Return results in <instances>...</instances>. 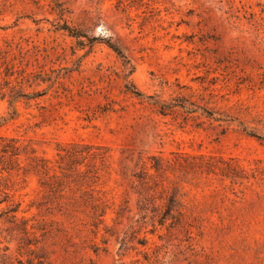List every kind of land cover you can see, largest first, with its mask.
Masks as SVG:
<instances>
[{
  "label": "rangeland",
  "instance_id": "rangeland-1",
  "mask_svg": "<svg viewBox=\"0 0 264 264\" xmlns=\"http://www.w3.org/2000/svg\"><path fill=\"white\" fill-rule=\"evenodd\" d=\"M179 97L237 121L159 113ZM239 122L264 138V0H0V137L21 148L0 264H264V141ZM214 157L256 178L202 173ZM175 188L185 219L161 226Z\"/></svg>",
  "mask_w": 264,
  "mask_h": 264
},
{
  "label": "trees",
  "instance_id": "trees-1",
  "mask_svg": "<svg viewBox=\"0 0 264 264\" xmlns=\"http://www.w3.org/2000/svg\"><path fill=\"white\" fill-rule=\"evenodd\" d=\"M63 29L68 32L72 31L68 26H64ZM109 45L111 48L116 49L115 46H113L112 44ZM116 51L120 53L118 50ZM155 105L159 107V113L163 116L175 114L179 110L184 112L189 117H194V114L198 113L199 111H202V114L199 116L206 117L211 122V124L219 123V126L221 127L226 121H229V123L237 121L236 118H233L231 116H221V114H217L216 112H208L205 108L197 106L193 102H188L186 99L181 97L174 99L171 102L156 100ZM239 126L243 132L251 136L258 137V139L264 141V138H261L260 136L255 134L247 126L242 124V122H239ZM226 130V128H223L222 134H225ZM91 151L92 148H89V151H87L88 157H93L94 159H97L98 157L103 158V156H101L100 154L92 153ZM80 154L81 153L79 152L68 151L66 155L69 157H75ZM20 155L21 148L20 146H17L15 140H9L7 138L0 137V166L2 164H7L11 167L12 164H14V160L18 159ZM201 163L202 164L199 166V169L202 173H213L215 176L220 177L223 181H230L232 185H243L245 182H249L251 179L256 178L255 173H251L250 175L244 168L237 164L234 159L225 160L222 157H214L209 159L201 158ZM38 167L39 166H36L35 169H39ZM5 169L9 170L10 168L4 167V170ZM42 169L46 170V165L42 166ZM153 169H155L158 174L162 172V168L159 165L153 166ZM136 181L142 188H145V186L148 185V178L146 174L136 176ZM162 208L165 209L161 210ZM148 209L149 208L147 206H143L141 208V210L145 212H148ZM183 211V205L180 202L179 194L175 188L173 192L168 194L166 200H164L163 205L157 208H153L151 212L153 213L152 219L154 220V222L156 221V219H159L158 221L160 225L165 226L167 221L173 220V223L171 224V226L173 227L177 225H182L183 220L185 219V214ZM145 217H147V215ZM126 245L127 243L124 242L122 248H126Z\"/></svg>",
  "mask_w": 264,
  "mask_h": 264
}]
</instances>
